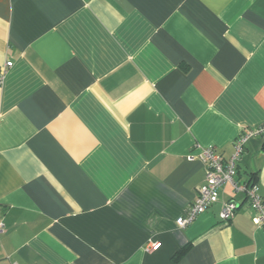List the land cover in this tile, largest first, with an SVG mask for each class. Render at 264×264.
<instances>
[{"label":"crops","instance_id":"obj_1","mask_svg":"<svg viewBox=\"0 0 264 264\" xmlns=\"http://www.w3.org/2000/svg\"><path fill=\"white\" fill-rule=\"evenodd\" d=\"M260 128L264 0H0V264H264L230 185L177 225ZM234 179L264 199V135Z\"/></svg>","mask_w":264,"mask_h":264},{"label":"built area","instance_id":"obj_2","mask_svg":"<svg viewBox=\"0 0 264 264\" xmlns=\"http://www.w3.org/2000/svg\"><path fill=\"white\" fill-rule=\"evenodd\" d=\"M12 66L13 63H7L6 67L11 68ZM263 135L264 130L261 128L247 130L242 133L234 143L235 153L228 161H225L212 147L202 150L201 159L207 166L206 180L187 216L177 220V225L180 228H186L192 224L198 216L204 214L212 205L217 203L221 188L227 185H230L236 192L244 193L247 196L250 207L254 211V224L257 227L264 228V199L258 194V186L239 184L234 179L246 144L252 138L263 137ZM189 159L194 160L193 157H189ZM236 210L237 205L234 202L226 203L221 211V219L229 221L234 216ZM4 232L5 225L0 219V237ZM157 246V244L149 243L146 249L147 251H151L156 249Z\"/></svg>","mask_w":264,"mask_h":264},{"label":"trees","instance_id":"obj_3","mask_svg":"<svg viewBox=\"0 0 264 264\" xmlns=\"http://www.w3.org/2000/svg\"><path fill=\"white\" fill-rule=\"evenodd\" d=\"M253 182H254V181H251V182H250V185H253Z\"/></svg>","mask_w":264,"mask_h":264}]
</instances>
